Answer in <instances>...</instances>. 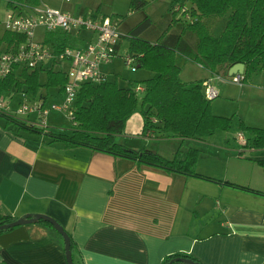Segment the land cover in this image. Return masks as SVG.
Wrapping results in <instances>:
<instances>
[{
	"label": "crops",
	"instance_id": "1",
	"mask_svg": "<svg viewBox=\"0 0 264 264\" xmlns=\"http://www.w3.org/2000/svg\"><path fill=\"white\" fill-rule=\"evenodd\" d=\"M42 4L76 15L121 17L86 0H42ZM147 13L154 28L155 18L150 10ZM223 17H205L204 22L213 33ZM182 24L179 19L178 32ZM151 32L146 36L154 40L157 35ZM185 37L196 47L194 32ZM177 62L181 75L188 63L207 72L202 79L219 90L214 98L217 114L227 115L235 103L232 114L240 122L264 127V71L251 83L239 84L229 78V71L213 73L182 54ZM106 66L109 74L115 72ZM151 75L145 70L134 80ZM181 75L183 82H189ZM240 122L204 139H182L147 133L139 110L127 121L120 139L135 149L149 148L167 157L196 147L200 173L264 192V168L257 162L264 158V149L252 147L254 134L244 133L251 138L247 146L238 140ZM39 137L0 119V213L55 217L75 240L76 262L163 264L168 256L182 252L203 264H264V195ZM0 264L69 263L63 239L45 224L29 223L0 234Z\"/></svg>",
	"mask_w": 264,
	"mask_h": 264
},
{
	"label": "trees",
	"instance_id": "2",
	"mask_svg": "<svg viewBox=\"0 0 264 264\" xmlns=\"http://www.w3.org/2000/svg\"><path fill=\"white\" fill-rule=\"evenodd\" d=\"M190 1L192 6L188 8L191 19H181V32L153 30V21L147 15L128 33L129 52L133 54L138 66L152 72V75L144 80L128 79L126 85L119 75L109 76L99 83L84 82L77 92L74 103L76 124L72 123L71 128L61 131L54 130V126L48 130L39 129L1 108L0 116L9 125L21 130L45 134L48 136V143L61 142L69 148L86 147L131 159L139 164L156 166L168 172L182 173L264 195L263 191L200 173L197 169L200 151L196 147L187 151L179 149L173 157H167L149 148L135 149L120 139L125 134L127 121L139 110L145 117V130L150 135L155 131L159 136L204 139L219 130L231 129L233 117L213 112L212 99L206 97L204 90L207 80H181L182 67L177 62L178 54L201 64L213 73L221 70L228 72L234 64L244 63L246 67L243 82L264 71V0ZM23 4L37 6L41 4V0H7L8 8H20ZM146 4V0H132L135 8L144 9ZM229 13L223 32L214 35L204 18L223 17ZM151 31L157 35L154 40L152 36H146ZM187 32L196 34V47L186 39ZM85 34L82 33L83 36ZM83 36L78 38L58 31L49 33L47 42L60 51L67 45L82 43ZM25 39L23 34L8 30L0 33V52L15 48ZM43 76L45 81L42 80ZM67 81V72L60 67H17L12 74L0 78V98L11 92L26 91L34 96L42 95L59 100ZM139 84L145 86L144 91L136 90ZM241 128H247L254 134L253 148L264 149V127H252L242 122ZM250 140L248 138V142ZM257 162L264 168V158ZM16 219L0 213V223H9ZM40 223L50 227L63 239L50 222L42 220ZM14 228L2 229L0 234ZM71 239L74 251L76 243L72 236ZM180 257L199 261L191 254L180 252L168 256L163 264L175 263ZM74 262L84 264L75 260Z\"/></svg>",
	"mask_w": 264,
	"mask_h": 264
},
{
	"label": "built area",
	"instance_id": "3",
	"mask_svg": "<svg viewBox=\"0 0 264 264\" xmlns=\"http://www.w3.org/2000/svg\"><path fill=\"white\" fill-rule=\"evenodd\" d=\"M70 2L71 0H63ZM175 12L182 11L186 19H191L189 8L182 2L171 0ZM0 24L5 30L23 34L25 41L9 51L0 52V78L12 74L17 67L36 69L39 67H60L66 70L68 81L64 86L62 98L50 102L45 96H34L21 91L24 99L16 106L12 104L14 92L5 94L0 98V108L12 116L22 119L28 125L48 130L50 116L53 112H61L76 124L74 103L77 92L84 82L99 83L109 77L105 70L106 65L120 56L122 37L128 33L122 30V19L113 17H95L92 13L75 15L47 4L31 6L23 4L20 8H9ZM44 29L46 33L38 38V30ZM58 31L82 37L83 42L76 45H67L57 51L52 43L47 42L49 33ZM126 64L133 70L137 69L136 60L128 51L124 55ZM236 83H243L244 74L229 75ZM137 91L145 90L139 84ZM205 95L208 99L219 96V90L206 81ZM238 139L246 145L248 140L244 133Z\"/></svg>",
	"mask_w": 264,
	"mask_h": 264
},
{
	"label": "rangeland",
	"instance_id": "4",
	"mask_svg": "<svg viewBox=\"0 0 264 264\" xmlns=\"http://www.w3.org/2000/svg\"><path fill=\"white\" fill-rule=\"evenodd\" d=\"M6 1L7 0H0V19L1 20H3L4 16L7 14L8 8L5 9L7 7ZM57 1L62 2V0H57ZM86 1H89V3L92 5H100L101 9L98 7L100 9V11H108V13H113V11H114L115 14H118V15L112 14V16H121L120 18L124 21L122 26H121L123 30H124V28L127 29L128 27L133 25L137 20L142 21L148 10H150L152 12L153 17L155 18V26H154L153 30H155L156 27H158L159 28L158 30L162 29L163 31H173V32L176 31V32H178L179 31V26H178L179 19L181 20L182 18L185 17V13H183L182 11H179L176 13V15H174L175 13H174V8H173V4H172L171 0H146L147 4H146V7L144 9H139V8L133 7L132 6V0H86ZM182 3L186 4L187 7L192 6V3L190 0H182ZM73 4H75V1H73ZM47 5H49V4H47ZM143 10H145L144 13L141 12ZM78 12L79 11H76V13H78ZM147 14H149V13H147ZM175 18L177 20H175ZM225 18H227V19H225ZM225 18L223 17V20H224L223 24L214 28L215 31H213V33L215 35H220L223 32V29H225L227 22H228V15L225 16ZM4 31H6V30L0 24V33H3ZM44 32L46 33V31L44 29H39L38 30V33H39L38 38L39 37L41 38V35H45ZM120 43H121L120 44L121 45L120 56H118L117 59L114 60L113 63L107 65L106 69L108 67H112L115 70V72L118 73L120 78L123 79V81L126 85V81L128 79H135V78L138 79V78L143 77L144 71L146 69L140 68L138 66V64H136V66H137L136 70H133L131 67H129L126 64L125 57H124V55L126 54V52L128 51V48H129V38L128 37H124V38L122 37V39L120 40ZM115 72L110 73L109 76L113 77L116 74ZM259 74L260 73L253 75L247 82H243V83H251L253 80H255L253 78H255V76H258ZM205 75H207V72L205 70L201 69L200 67H198L197 65H195L193 63H188L185 66V68L183 70V74L181 75V77H182V79H184L186 81L189 80V82H193V81L203 80L202 78ZM190 79H193V80H190ZM42 80L45 81V76H43ZM12 95L14 96V99H12L11 101H12V104L14 106H16L19 101L24 99V97L22 96V93H20V92H14ZM30 95H31V93H30ZM54 100H55V98L51 97L49 101L52 102ZM214 100L215 99H212V108H213V112L215 114H217L214 111V107H216V104H214V102H215ZM233 109H236L235 103L232 105V108H230L227 115H222V116H227V117H233L231 128H233V126H236L240 122V120H239L240 117L237 116V118H236L235 114H232ZM218 115H221V114H218ZM0 119L6 120L2 116H0ZM50 122H51L50 125L54 126V128H55L54 130H56V131H61V130H65L66 128H71V125H72V121L70 119H67L63 115V113H61V112H53L50 116ZM242 122H244L246 124L245 121L240 122L239 128L241 131L238 132V135L240 133H245V132H247L249 135L253 134L249 129L241 128ZM246 125H248V124H246ZM248 126H250V125H248ZM252 127H255V126H252ZM220 131H224V130H219L217 132H220ZM31 134H34L37 137H39V134H36V133H31ZM41 135H45V134H41ZM46 138H48V136H46ZM246 140H248L247 137H246ZM255 183H257V182H255Z\"/></svg>",
	"mask_w": 264,
	"mask_h": 264
},
{
	"label": "water",
	"instance_id": "5",
	"mask_svg": "<svg viewBox=\"0 0 264 264\" xmlns=\"http://www.w3.org/2000/svg\"><path fill=\"white\" fill-rule=\"evenodd\" d=\"M245 67L246 66L244 63H241V62L236 63L230 68L229 73L231 75L236 74V73H244ZM42 220L50 222L54 226V228L63 236L68 263L75 264L74 254H73L74 252L72 249L71 235L66 230V228L63 226V224L51 215L44 214V213H38L34 215L29 214L24 217L17 218L16 220L9 222V223H0V230L11 228V227H16V226H20L24 224H29V223H40ZM169 264H203V263L199 261H195L191 258L180 257L178 258L177 262L175 263L169 262Z\"/></svg>",
	"mask_w": 264,
	"mask_h": 264
},
{
	"label": "bare ground",
	"instance_id": "6",
	"mask_svg": "<svg viewBox=\"0 0 264 264\" xmlns=\"http://www.w3.org/2000/svg\"><path fill=\"white\" fill-rule=\"evenodd\" d=\"M53 68V67H52ZM56 70V69H55ZM30 91V90H29ZM62 93V92H61ZM42 96V95H41Z\"/></svg>",
	"mask_w": 264,
	"mask_h": 264
}]
</instances>
